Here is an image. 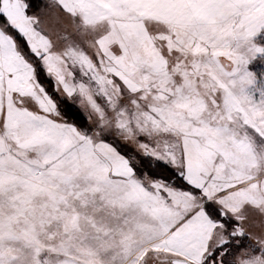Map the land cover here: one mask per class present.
<instances>
[{"label":"snow or ice","instance_id":"snow-or-ice-1","mask_svg":"<svg viewBox=\"0 0 264 264\" xmlns=\"http://www.w3.org/2000/svg\"><path fill=\"white\" fill-rule=\"evenodd\" d=\"M0 264H264V0H0Z\"/></svg>","mask_w":264,"mask_h":264}]
</instances>
